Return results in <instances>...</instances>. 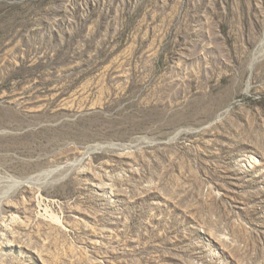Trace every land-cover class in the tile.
<instances>
[{"label":"rangeland","instance_id":"374dc122","mask_svg":"<svg viewBox=\"0 0 264 264\" xmlns=\"http://www.w3.org/2000/svg\"><path fill=\"white\" fill-rule=\"evenodd\" d=\"M0 264H264V0H0Z\"/></svg>","mask_w":264,"mask_h":264},{"label":"bare ground","instance_id":"6f19581e","mask_svg":"<svg viewBox=\"0 0 264 264\" xmlns=\"http://www.w3.org/2000/svg\"><path fill=\"white\" fill-rule=\"evenodd\" d=\"M47 176H45L43 179H47L50 177V175L46 174ZM28 184H31V186H39L40 187V184H33V183H27V184H20L19 187L22 185V187H29ZM42 185H46V183H43ZM17 188V186H16Z\"/></svg>","mask_w":264,"mask_h":264}]
</instances>
